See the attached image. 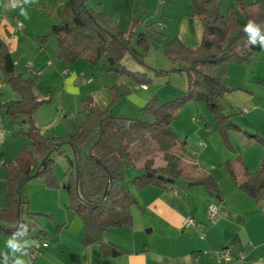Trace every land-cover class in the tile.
Returning <instances> with one entry per match:
<instances>
[{
    "label": "trees",
    "instance_id": "16d2710c",
    "mask_svg": "<svg viewBox=\"0 0 264 264\" xmlns=\"http://www.w3.org/2000/svg\"><path fill=\"white\" fill-rule=\"evenodd\" d=\"M86 2L64 0L60 12L63 19L51 26L50 34L57 39L61 53L70 59L83 57L93 64L100 63L102 74L116 72L137 84L148 83L150 78L146 72L129 69L122 62L127 52L134 57L139 53L132 46L138 20L133 18L129 27L121 30L100 7L89 8ZM190 2L189 15L198 17L203 27L200 44L189 47L178 37H172L163 46L165 58L172 63L167 72H186L188 83L184 91L164 102L150 98L141 108V117L110 113L108 108H99L87 97L81 109L82 123L74 132L60 137L47 136L36 125L35 110L51 100V96L36 90V73L24 75L16 71L8 43L0 36V82L8 84L18 95L16 99L0 102V111L10 119L21 116L27 127L20 134L30 141L3 163L7 206L0 208V234L18 239L31 231L30 219L37 212L26 210V217L22 216L24 201L20 189L34 177H41L46 187H63L67 191L68 208L84 225L82 244L98 245L101 257L127 252L103 238L104 230L109 227L131 225L130 210L136 198L124 184V166L142 169L132 179L136 189L148 185L167 187L184 177L189 185L200 184L209 194H219L215 178L195 163L185 143L174 133L171 122L181 104L201 99L206 102L224 141H228V131L239 129L231 114L224 112L221 102V96L230 90L224 76L229 62L247 61L263 49L260 37H264V0H234L227 13H222L218 0ZM249 20L259 30L255 44H250L249 33L243 30ZM155 35L162 37L163 33L152 23L145 25L135 40L140 48L147 49ZM130 91L126 84L109 86L111 103ZM248 136L263 144L258 167L250 170L240 155L226 160L224 165L238 187L259 205L264 216V140L257 134ZM63 143L73 152L63 174L67 177L65 180L52 170L53 156L61 152ZM45 235L41 227L34 240H42L38 238Z\"/></svg>",
    "mask_w": 264,
    "mask_h": 264
},
{
    "label": "crops",
    "instance_id": "0c3cea01",
    "mask_svg": "<svg viewBox=\"0 0 264 264\" xmlns=\"http://www.w3.org/2000/svg\"><path fill=\"white\" fill-rule=\"evenodd\" d=\"M22 1L21 6L28 14V19L20 14V7L12 9L8 7V0H0V36L8 43L16 71L28 75L32 68L33 73L38 75L36 90L49 92L54 88L48 87L49 84L57 83L60 102L62 97L68 96L80 100V107L89 97L99 108H108L110 113L124 116L133 115L124 113V105L112 111L116 106L109 105V86L126 84L132 88L127 98L135 110H140L151 98L146 84L140 86L116 72L102 74L100 63L93 64L83 57L70 59L61 53L59 43L50 34V30L53 24L63 19L59 7L64 4V0H30L29 3ZM157 1L96 0L95 3L94 0H89L88 4L95 6L96 10L100 7L108 19L121 30H126L131 20L136 18L139 20L136 31L142 29L141 26L149 20L157 24L158 32L167 34L172 32L168 23L164 30L166 25L163 19V3L167 0H159L164 1L160 13ZM173 1L175 0H171V3ZM176 1L182 5L183 15L174 37H178L189 47H196L201 42L202 23L198 17L189 15L192 8L190 0ZM224 1L227 2L228 12L234 0ZM148 2L154 5L150 16L147 15L150 12L146 7ZM218 2L222 13H227L224 12L221 2ZM45 35L47 37L41 40ZM79 59L85 62L77 68L73 62L81 61ZM84 74L88 77L85 78ZM224 82L230 90L221 96V102L224 111L232 115L231 118L239 127L238 132L230 130L227 134L234 155L225 151L219 158L214 156V151L217 152L222 145L214 130L209 131L206 141H199L198 147L192 145L190 151L186 149L195 163L215 178L219 194H209L200 184L189 185V180L184 177H179L167 187L148 185L136 189L132 185V179L142 169L137 166L128 167L124 178L127 175L129 178L132 176L128 188L136 198V203L130 210L131 225L109 227L103 232L105 241L114 243L127 252L101 257L98 245L82 244L84 225L68 208V197L60 190L56 192L41 188L38 184L42 192L37 197L46 206L37 205L34 208L42 210L35 212H41L47 222L36 223L31 236L19 243L8 238L5 241L11 243L7 247L0 244V264H15L22 257L24 264H29L27 250L36 231L41 227L47 235L38 239L46 241L48 245L37 250L33 264H264V216L259 205L238 187L224 166L226 160L237 154L250 170H255L261 161L263 144L248 134H257L264 140V48L247 61L229 62ZM1 85L2 82L0 102L18 98V95L6 97ZM61 110L63 116L68 113L65 106ZM126 111L131 112L133 109ZM44 113L42 106L34 112V121L38 127H48L56 122V111H51L50 117ZM6 118L3 111H0V124L3 129V134L0 135V208L7 206L3 163L10 160L24 145L22 143L19 147L18 144L21 140L25 141L26 137L20 133L17 135L16 130L27 127L21 116L8 121ZM212 203L217 206L218 215L214 222H209L207 209ZM186 217H193L201 225V230L182 226V220ZM57 225H60L58 229ZM0 239H4L1 234ZM11 244H19L20 250L16 251ZM222 250H227L231 259L220 262L215 260L212 254ZM241 255L244 256L243 259L237 261Z\"/></svg>",
    "mask_w": 264,
    "mask_h": 264
},
{
    "label": "rangeland",
    "instance_id": "374dc122",
    "mask_svg": "<svg viewBox=\"0 0 264 264\" xmlns=\"http://www.w3.org/2000/svg\"><path fill=\"white\" fill-rule=\"evenodd\" d=\"M94 1L96 3V0ZM219 1L222 4L224 12H227V9H226L227 2H225L224 0H219ZM88 2L89 0H87L86 5L89 8L95 9V6L91 7V4L90 3L88 4ZM158 2L159 0L157 1V8L159 9L158 11L160 13L162 10V3L164 1L163 2L160 1L161 2V3L159 2L160 5L158 4ZM172 3H171V0H167V2L165 1L163 3L164 4L163 19L166 25V28L164 30L167 29V23H168L170 30L172 32H167V34L164 33L162 37L161 36L158 37L157 35H155V38L150 41L147 49L140 48L137 45L136 40H135L136 35L139 33L138 31L143 30L145 28V25H149L152 23L154 24L155 22L148 20L147 23L141 26L142 29L140 30L138 29L136 31V27L139 25V20H138L134 28V33L135 32L136 33L134 34V37L132 39V46L139 53L137 54L136 57H134L132 53L127 52L122 60L124 65H126V67H128L129 69H133V70L138 69L139 71L146 72V77L150 78V81L146 83V86H147L146 88H149L147 90L151 93L150 97L151 98L153 97L159 102H164L169 99H172L173 97L178 96L181 92L184 91L188 83L187 75L185 71H182V72L168 71L167 72V70L170 69V67L172 66V63L168 61L163 54L164 43L167 41V39H170L177 35L178 29L181 23V18L183 15L182 5L178 4L176 0L173 1ZM233 4H234V1L232 2V6ZM146 7H148L150 10V12L147 15L148 16L152 15L153 10H154L153 8L154 5L148 2ZM190 7H191V4H190ZM59 8H60V12L63 11V5H60ZM83 59H79L81 61H75L76 63L73 62L75 64L74 66H76L77 68L80 67L82 65V62L83 63L85 62V60ZM84 77L87 78L88 76L84 74ZM58 85L59 84L57 83H51L49 84L48 87H54V88L50 89L49 92L44 91V92H47V94H49L52 97L51 100L41 105L43 110H45L44 115L47 117L48 116L50 117L51 116L50 112L56 111V115H55L56 122H53L48 127H40L41 130L47 136L54 135V136L60 137V136L66 135L68 132H74L75 126L82 123L83 121L82 118L84 115L82 114L83 112L81 110L82 104L80 107L78 106L80 100H75L74 98H71L68 96L66 97L61 96L62 101L60 102L59 94L57 93V89L59 87ZM139 85L141 86V84ZM1 88L2 90H4V95H6V97L17 96V94L11 89V87L8 84L2 83ZM131 91L128 94L123 95L120 98H117L115 102L113 103H111V97H110L109 105L116 106L114 109H112V111H115L116 109H119L120 107L124 105L125 107L124 113L127 112V113L132 114L133 116L141 117L142 116L141 109L135 110L132 107L131 105L132 103L129 101V98H127V96L131 93ZM1 97H4V96H1ZM9 99H15V98H9ZM66 103H68V105ZM64 106L67 107L68 113L63 116L64 113L61 109ZM127 109L128 110L133 109V111L128 112L126 111ZM175 113H176L175 118L171 122V127L174 133L176 134L177 138L180 141L185 143L184 144L185 148L188 151L191 150L192 145L193 147H198L199 141H202V140L206 141L207 135H209V131L211 130L210 132H212V130H214L215 134H217L218 140L222 144V145L219 144L220 147L218 148L217 152L214 151L215 153L214 156L219 158L220 156H222V154L225 153V151H230L234 155L232 144H230L229 142V137H228V141H224L222 139L223 138L222 135L215 128V119L204 100L190 99L184 102L183 104H181L178 107V109L175 111ZM225 113L227 114L228 112H225ZM9 119L10 118H6L7 121ZM45 121H48V120H45ZM204 130H208V132ZM19 131L18 129L16 130L17 135L20 133ZM233 132H238V130H233ZM91 141L92 139H90V141L87 144H89ZM22 143H24V145L29 143V139L26 137L25 141L21 140L20 144H18L19 147L23 145ZM21 149L22 148H20L18 152ZM60 150H61L60 153L55 154L53 156L54 162L52 164V170L58 178H62L65 180L67 177L66 178L63 177V174L68 166V159L73 157V154H72L73 152H72V148L67 143H63L60 147ZM127 169H128V166H124V173ZM130 179H132V176H130L129 178V176L127 175V177L124 178V184L128 186V183H130L129 182ZM38 184H40L41 188H47L49 190L53 189L55 191L60 190L63 194H65L68 197L67 191L63 187H46L41 177H34L30 179L28 182H26L24 186L20 189V194H21L22 200L24 201V203L21 206L22 216L26 215L25 213L26 209L29 212L42 211V210H35L34 208V207H37V205L38 206L42 205L40 197H37L38 194L42 192L41 189L38 187ZM44 206H46V204L42 205V207ZM30 222L32 225V229L27 236H24V237L22 236L17 239V238H12L5 234H1V238H4V239H0V244L3 247H7L9 243H7V241L5 240H7L8 238L14 239L18 243L20 241L27 239L29 236H31V233L33 232V228L36 226V223L37 224L40 222L46 223L47 220H46V217H44V215L41 212H37L35 213V217L33 219H30ZM23 259H24L23 257L20 258V260L22 261Z\"/></svg>",
    "mask_w": 264,
    "mask_h": 264
},
{
    "label": "built area",
    "instance_id": "2783aa9c",
    "mask_svg": "<svg viewBox=\"0 0 264 264\" xmlns=\"http://www.w3.org/2000/svg\"><path fill=\"white\" fill-rule=\"evenodd\" d=\"M19 4H22V0H18ZM11 3V0H8V5ZM17 25H20L19 22L16 23ZM30 72L33 73L32 68H30ZM244 109V108H243ZM3 134V129L2 126L0 124V135ZM218 212H217V206L212 203L209 204L208 209H207V219L209 222H214L215 219L217 218ZM182 226L184 227H189L192 229H197V230H201V225L198 224L193 217H186L182 220ZM203 236V234H202ZM48 243L46 241L43 240H34L32 242V244L29 246L28 250H27V255H28V259H29V264H33L36 256H37V250L40 247H44L47 246ZM213 257L215 258V260H217L218 262L220 261H227L229 259H231V255L227 250H222L220 252H214ZM243 255L239 256V258L237 259V261H241L243 259ZM198 258V257H197Z\"/></svg>",
    "mask_w": 264,
    "mask_h": 264
},
{
    "label": "clouds",
    "instance_id": "9594fccd",
    "mask_svg": "<svg viewBox=\"0 0 264 264\" xmlns=\"http://www.w3.org/2000/svg\"><path fill=\"white\" fill-rule=\"evenodd\" d=\"M25 3H29L30 0H24ZM8 7L14 9L16 7H20V14L25 16V19H28V14L25 12L23 7L19 4L18 0H11V3L8 5ZM247 33H249V42L250 44L256 43V36L258 35V28L249 20L244 29ZM260 47L264 48V37H260ZM27 226L25 225V229ZM7 243H11L10 241H7ZM11 247L15 249L16 251H19L21 246L19 244H11ZM15 264H24V261L20 260L19 258L16 260Z\"/></svg>",
    "mask_w": 264,
    "mask_h": 264
}]
</instances>
